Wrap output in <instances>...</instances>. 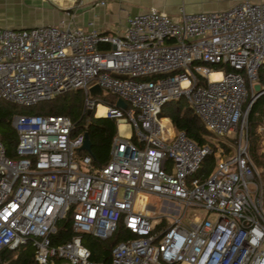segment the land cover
Masks as SVG:
<instances>
[{
  "label": "built area",
  "instance_id": "2783aa9c",
  "mask_svg": "<svg viewBox=\"0 0 264 264\" xmlns=\"http://www.w3.org/2000/svg\"><path fill=\"white\" fill-rule=\"evenodd\" d=\"M263 62L264 0L180 9L178 18L149 7L128 16L121 34L84 32L64 19L0 27L1 99L30 106L79 89L83 109L99 117L101 104L100 116L116 124L105 163L93 166L78 152L84 132L71 134L68 116H11L12 157L0 142V249L28 242L38 264L51 257L103 264L90 259L81 234L104 240L121 221L134 237L117 242L107 264H264L261 181L247 152L243 108ZM94 83L124 108L90 98ZM179 98L209 143L197 145L159 115ZM208 154L212 167L200 170ZM152 198L162 202L159 216ZM67 214L73 235L51 246L49 235ZM163 217L169 221L160 225Z\"/></svg>",
  "mask_w": 264,
  "mask_h": 264
},
{
  "label": "trees",
  "instance_id": "16d2710c",
  "mask_svg": "<svg viewBox=\"0 0 264 264\" xmlns=\"http://www.w3.org/2000/svg\"><path fill=\"white\" fill-rule=\"evenodd\" d=\"M217 68V66H214ZM229 68L226 67V70ZM148 77V76H147ZM146 77V78H147ZM153 77V76H151ZM150 77V78H151ZM256 83L264 87V62L257 68ZM79 89L70 90L68 94L62 96L57 101L54 99L59 96L49 98L44 104L33 105V110L28 114L41 115H65L68 116L73 124L71 134L84 132L90 143L89 152L79 150L80 154L88 153L93 166H99L105 163L106 156L113 136L116 133V124L114 119L108 117H94L93 109H83L77 97ZM114 95H105L101 97L102 103L112 105L115 102ZM246 102L243 105H246ZM13 103L0 98V142L4 148V153L8 157L14 155L16 144V133L11 126V116L18 113V109ZM159 115L169 117L172 127L175 131H182L189 139L197 145L209 143V133L203 128L198 117L192 112L183 98L166 101L160 108ZM247 152L250 161L257 167H264V154L260 152L259 143L262 139L261 133L264 132V93L257 96L248 108L245 116ZM263 131V132H262ZM214 157L208 154L203 159L200 170H208L212 167ZM262 206L264 208V181ZM73 232L70 228V214L55 223V231L49 235L50 245L55 246L71 238ZM134 234L129 232L121 221L117 223L112 234L99 240L89 234H81L80 242L90 252V259L94 262L107 264L110 257L111 248L119 241L132 238ZM60 260L57 257H51L45 264H56ZM0 264H38L34 260L33 247L30 243H25L14 249H0Z\"/></svg>",
  "mask_w": 264,
  "mask_h": 264
},
{
  "label": "crops",
  "instance_id": "0c3cea01",
  "mask_svg": "<svg viewBox=\"0 0 264 264\" xmlns=\"http://www.w3.org/2000/svg\"><path fill=\"white\" fill-rule=\"evenodd\" d=\"M238 0H0V27L56 24L64 19L84 32L121 34L128 16L154 7L170 17L184 12L219 11ZM259 2L262 0H252ZM121 126V125H120ZM119 126V128H120ZM56 264H69L58 260Z\"/></svg>",
  "mask_w": 264,
  "mask_h": 264
},
{
  "label": "rangeland",
  "instance_id": "374dc122",
  "mask_svg": "<svg viewBox=\"0 0 264 264\" xmlns=\"http://www.w3.org/2000/svg\"><path fill=\"white\" fill-rule=\"evenodd\" d=\"M208 67H210V66H208ZM210 68H211V67H210ZM148 78H149V77H148ZM75 90H77V89H73L74 92H75ZM69 91H70V90L54 95V96H56V97L60 95L59 97H57V98L54 99V102L57 101L56 99H59V98H61L62 96L68 94ZM62 94H64V95H62ZM108 94H109V95H112V94H110V93H108ZM252 94H253V90L249 88V89H248L247 102L249 101L250 96H251ZM77 97H78V100H79V102H80V104H81V108H83L84 97H83V94H82V92H81L80 90H78V92H77ZM8 102H9V101H8ZM46 102H49L48 99L38 101L37 103H38V104H44V103H46ZM10 103H11V102H10ZM13 104H14V103H13ZM14 105L17 106L16 108L18 109V110H17L18 113H23V114H28V112L31 111V110H33V108H34V106H33V107H32V106H22V105H18V104H14ZM118 128H119V127H118ZM119 130H120L122 133H126V132H127V127H126V126H122L121 128H119ZM262 132H263V131H262ZM261 137H262V139H261V141H260V143H259V146H260V152L264 154V132L261 133ZM206 139L208 140L207 137H206ZM225 140L228 141V142H231V140H229V139H227V138H225ZM253 165H254V164H253ZM254 167H255L256 172H257V174H258V176H259V179H260V181H261V202H262L263 181H264V167L261 168V167H257V166H255V165H254ZM151 204H152V206L154 207V211H155V212L152 214V216L154 217V216H159V215H161V213L159 212L160 206H161V204H162L161 200H160V199H157V198H152V199H151ZM165 205H167V204H164V206H165ZM262 207H263V206H262ZM180 210H181V209H180ZM263 210H264V208H263ZM201 214H202V213L199 212V211L195 213L196 216H200ZM162 220H163V221H162V223H161L160 225L164 224V222H168V221H169V219H168V218L166 219L165 217H163Z\"/></svg>",
  "mask_w": 264,
  "mask_h": 264
},
{
  "label": "water",
  "instance_id": "95a60500",
  "mask_svg": "<svg viewBox=\"0 0 264 264\" xmlns=\"http://www.w3.org/2000/svg\"><path fill=\"white\" fill-rule=\"evenodd\" d=\"M88 96L90 98L94 97V96H99V97H104L105 95H107V92L105 90H102L97 84H91L88 88ZM252 90H253V94L250 96L249 101L247 102V107L246 110H248V108L250 107L251 103L254 101V99L259 96L260 94L264 93V87L260 86V84L258 83H254L252 85ZM115 105L119 106L121 108H124L125 104L124 102L120 99L117 98L115 100ZM84 135V141L83 144L81 146V149L85 150L86 152H89V147H90V143L89 140L87 138L86 133L83 134Z\"/></svg>",
  "mask_w": 264,
  "mask_h": 264
},
{
  "label": "bare ground",
  "instance_id": "6f19581e",
  "mask_svg": "<svg viewBox=\"0 0 264 264\" xmlns=\"http://www.w3.org/2000/svg\"><path fill=\"white\" fill-rule=\"evenodd\" d=\"M218 76H219V74L215 73V72L210 74L211 78H218ZM103 111H104V106L101 105V104H98L97 107H96V115L100 116L103 113ZM120 128H121V126H120Z\"/></svg>",
  "mask_w": 264,
  "mask_h": 264
}]
</instances>
